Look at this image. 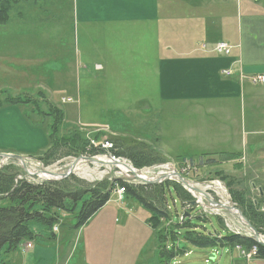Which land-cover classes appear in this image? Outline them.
<instances>
[{
  "label": "rangeland",
  "instance_id": "rangeland-1",
  "mask_svg": "<svg viewBox=\"0 0 264 264\" xmlns=\"http://www.w3.org/2000/svg\"><path fill=\"white\" fill-rule=\"evenodd\" d=\"M53 2L51 5L54 10L59 5L58 11L53 12L54 18L44 20L43 14H32L33 10H26L28 24L25 25L33 28L34 35L31 37L40 41L34 44V52L32 50L34 60L30 65L33 66L27 68L31 69L36 77L31 78L30 82L15 84L11 83L15 82L14 79L3 78L0 75V97L3 95L1 93H8L14 97L30 98L40 107L38 109L34 105H18L13 106V110H5L8 107L0 109V153L15 154L16 149H20L19 146L31 145L36 137L28 134L27 124L32 129L42 130L47 138L46 145L40 152L24 156L33 172L45 169L60 176L66 173L79 157L112 159L104 155L90 156L88 152L79 157H62L67 150L66 146L62 148L59 143H56L57 149L52 155L53 147L51 148L49 142V133L50 127L54 124V117L51 114L52 108H58L65 116L58 134L59 138L65 136L75 139V134L79 133L95 146L105 144L110 137L113 140L111 145L118 138L124 139V142L131 146L142 145L154 152V158L158 157L161 160L141 169L148 173V180L160 181L159 179L178 172L205 194V197L200 196L201 198L192 197L191 202L196 204L189 207L182 205L176 194L172 197L167 193L168 205H163L165 202L164 189L161 186L163 183L158 184L160 185L157 186L158 194L163 203L155 200L156 205H162L174 225L192 219V224L198 227L199 231L210 232L217 229L225 236L226 232L219 225L220 220L231 234L252 235L253 233L234 211L224 209L216 211L218 208H212L206 196L217 203L234 206L237 209L239 208L233 202L234 196H238L240 200L244 197L258 199L264 192V140L260 145L237 148L210 146L211 142L200 130L204 120L210 118L203 110L174 105L162 108L154 100L147 103L149 107L140 104L138 100L149 93V88L143 90L144 84L141 83L144 78V67L135 61L136 49H144L143 40L146 41L144 33L136 31L116 35L112 33L111 27H108L106 33L104 29L97 27L81 28L74 24L72 0ZM33 5L35 6L30 3V6ZM11 16L13 20L9 25L15 28L17 12H13ZM41 41L48 43L46 48L41 45L43 44ZM168 44L172 49L167 51L168 55L175 54L173 43L169 40ZM69 56L77 59L81 66V81L73 84V89L68 93L67 91L57 93L54 90L53 93L49 92L54 89V84L42 82L37 76V70H43L41 64L44 60L47 61L48 72L53 70L61 74V81L56 83L55 87L63 89V74L66 72L63 65ZM98 65L101 68H98ZM1 69L3 68L0 66ZM135 71L136 79L132 76ZM42 89L46 92L47 98L37 96L38 91ZM62 97L70 98L71 102L65 101L66 104H63V99L61 103ZM3 124H6L13 133L6 132ZM97 133H105L101 141L94 139ZM6 148L13 153L1 152L6 151ZM8 161H15L20 165L19 161ZM125 161L128 162L126 159ZM126 162L122 164L129 167ZM184 168H188L187 171H184ZM26 174L20 178H27L36 183L45 181L38 175ZM134 174L136 173L130 171L123 173L115 165L81 161L73 174L66 179L71 177L74 182L92 186L106 182L111 185V189L119 179L135 186L147 185L135 179ZM168 182L171 187L179 186L188 192L176 179ZM214 182H221L224 190H216L215 187L211 188L214 191L207 189V186ZM119 188L116 187L112 192L108 204L79 230L74 231L69 227L61 228V231L54 229L56 240L44 223L30 222L29 228L36 235V241L25 243L12 252L2 250L0 264H161V259L170 256L169 253L176 254L170 259L169 264H233V259L241 255L240 249L229 246L201 248L185 243L184 235L187 232L182 226L177 228L178 236L175 241L171 235L161 241L157 237V230L148 223L152 212L133 197L119 201ZM63 222L66 223V220ZM67 223L74 224L76 220ZM161 226L162 229L166 228L164 227L166 224ZM262 230L264 231V227ZM260 235L264 241V234ZM28 244H32L33 248H28ZM34 248L45 252L34 257L32 254ZM247 264H264V260L252 258Z\"/></svg>",
  "mask_w": 264,
  "mask_h": 264
},
{
  "label": "crops",
  "instance_id": "crops-1",
  "mask_svg": "<svg viewBox=\"0 0 264 264\" xmlns=\"http://www.w3.org/2000/svg\"><path fill=\"white\" fill-rule=\"evenodd\" d=\"M37 3L23 0L16 5L15 28L9 25L12 16L7 24L0 25V75L14 79L11 83H26L36 77L27 68L33 66L32 50L40 41L31 37L34 30L25 25L26 10L43 14L45 20L54 18L53 12L59 8L54 10L53 0ZM72 12L74 24L81 28L97 27L106 33L111 27L116 35L144 33V49H136L135 61L144 67L141 83L149 93L138 100L140 104L149 107L147 103L154 100L162 108L174 105L203 110L210 118L200 130L210 146L237 148L260 145L264 140V85L252 82L253 77L264 75V0H72ZM169 40L176 50L170 56ZM41 42L46 48L48 43ZM219 42L234 47L230 56L212 52ZM46 63L44 60L37 76L44 83L54 84L49 92L68 93L81 81V66L69 56L63 65V89H57L61 74L48 72ZM228 70L230 76L224 74ZM136 71L132 73L135 79ZM39 92L46 97L43 89ZM7 107L5 110H13V106ZM3 126L13 133L6 124ZM26 126L28 134L37 139L31 145L19 146L15 154L30 156L40 152L47 138L39 128ZM5 150L1 152L13 153ZM44 252L34 248L32 254L35 257ZM233 264H247V260L241 254Z\"/></svg>",
  "mask_w": 264,
  "mask_h": 264
},
{
  "label": "trees",
  "instance_id": "trees-1",
  "mask_svg": "<svg viewBox=\"0 0 264 264\" xmlns=\"http://www.w3.org/2000/svg\"><path fill=\"white\" fill-rule=\"evenodd\" d=\"M22 1L0 0V25H5L10 21L11 14L15 12L16 5ZM1 94L3 95L0 97V109L18 105H34L38 109L40 108L33 99L22 98L20 96L14 97L8 93ZM41 94L43 92H39L37 96L41 97ZM41 98L44 97L42 96ZM52 109L53 114L51 115L54 117V124L50 127L51 131L49 133V142L52 145L51 148L53 147L52 155L57 149L56 143H59L62 148L66 146L65 148L67 150L62 157H79L85 152H88L90 156L104 155L126 159L137 169L161 162L158 157L154 158V152L152 150L149 151L142 145L131 146L124 142L122 138L115 139L113 145H111V141H113L111 137L107 138L106 142L111 145L110 148H104L103 143L100 146L91 145L90 141L79 133L75 134V139L66 138L65 136L59 138L58 134L65 116L62 110L58 108ZM104 135L105 133H97L94 139L101 141ZM21 175L27 174L15 161L8 162V164L0 168V252L4 249L12 252L25 243L36 241V235L29 228V223L32 221L44 223L52 231L55 240L57 239L54 234L55 227H58L60 231L61 228L65 227H69L74 231L79 230L108 204L112 192L116 187H120L126 190L125 199L133 197L145 209L152 212L148 223L153 229L157 230V237L161 241L166 240L169 235L175 241L178 236L176 233L178 231L177 228L182 226L187 232L184 235L185 243L201 248L220 245L233 248L239 247L241 250H247L248 252L256 248L257 253L254 258L264 260V245L259 244L248 235L229 233L220 220L219 225L226 232L225 236L215 228L214 231L210 232L199 231L197 229L198 227L192 224V219H186L180 225H174L171 219H169V215L162 208V205H156L155 200L163 203V199L158 194L157 186L160 185L147 184L145 186H135L119 179L111 189V185L106 182L92 186L81 182H74L70 177L69 179L57 182L42 181L36 183L35 181L27 180V178H20ZM161 186L164 189L165 202L163 205L167 204V193H170L172 197L176 194L181 200L182 205L185 204L191 207L193 198L184 188L179 186L171 187L168 181L164 182ZM233 202L243 212V215L251 225L260 234H264L262 230L264 227V210H262L264 209V192L255 200L246 197L240 200L238 196H234ZM73 219L76 220V223H67V221L70 222ZM64 220H66V223L63 222ZM165 224L166 226L164 227H166V230L162 229L161 226ZM169 255L161 259V264H169L170 259L176 254L173 253L171 255L169 253Z\"/></svg>",
  "mask_w": 264,
  "mask_h": 264
},
{
  "label": "water",
  "instance_id": "water-1",
  "mask_svg": "<svg viewBox=\"0 0 264 264\" xmlns=\"http://www.w3.org/2000/svg\"><path fill=\"white\" fill-rule=\"evenodd\" d=\"M0 159L1 162L2 161H6V160H16L19 161V163L21 164L23 170L28 173L29 175H38L39 177L44 178L45 181H53V182H57V181H61L64 180L66 178H68L71 174H73V172L76 170L77 166L79 165V163L81 161H86V162H90V163H94V164H98V165H115V166H119L122 165V159H109V160H102L96 157H79L77 158L73 164L70 166V168L67 170L66 173H64L63 175H57L54 174L52 172H49L48 170H37L35 172H33L29 166L26 163L25 157L22 155H18V154H6V153H0ZM135 179L142 181L145 184L148 185H158V184H162L168 180H172V179H176L178 182H180L183 186L186 187V189L191 193V190L204 196L205 194H203V192L197 188H193L191 186V184L184 178L182 177L178 172L174 173V175H170V176H165L162 179H159L160 181H151L148 179H145L143 176H139V175H135L134 176ZM207 200L210 202V204L218 207L219 209H224V210H231V211H236V215H238L242 220L244 221V225L253 233L252 235H250L249 237L253 238L256 242H258L261 245H264V241H262L261 239V235L259 234V232L251 225V223L244 217L243 212L240 211L239 209H237L234 206H227L224 204H220L217 203L213 200H211L210 198H208L206 196ZM193 205L196 204V202L192 203ZM190 216V214L188 215ZM186 217V216H185Z\"/></svg>",
  "mask_w": 264,
  "mask_h": 264
},
{
  "label": "built area",
  "instance_id": "built-area-1",
  "mask_svg": "<svg viewBox=\"0 0 264 264\" xmlns=\"http://www.w3.org/2000/svg\"><path fill=\"white\" fill-rule=\"evenodd\" d=\"M233 50H234V47L233 46H231L230 44H228V43H225V42H219V43H217V44H215L214 46H213V49H212V52L213 53H215L216 55H220V56H230L231 54H232V52H233ZM224 74L226 75V76H230L231 75V71H224ZM252 82L254 83V84H262V85H264V75H258V76H255V77H253L252 78ZM64 102L65 101H68V102H71V99L69 98V99H64L63 100ZM103 146H104V148H107L108 146H110L109 145V143H105V144H103ZM107 146V147H106ZM111 158H113V159H116L117 160V158H115V157H111ZM122 161L125 163L126 161H125V159H122ZM130 161H128V162H126V163H128L129 164V167H130V173H136V174H140L141 176H143L145 179H148V173L146 172V170H139V169H136L134 166H132L130 163H129ZM1 166V165H0ZM187 169L188 168H184L183 170L184 171H187ZM184 171H182V172H184ZM136 174H134V175H136ZM183 174V173H182ZM127 183H129V182H127ZM131 184V183H130ZM212 187H215L216 188V190L217 189H220V190H224V188L222 187V184H221V182H214V184H209L208 186H207V189H210V190H212V191H214L213 189H211ZM216 192V191H215ZM125 193H126V190H125V188H119L118 189V196H119V201H123L124 199H125ZM55 231H58V227H55ZM28 248H33V245L32 244H28ZM240 249V248H239ZM253 249H255V250H252L251 252H246V251H242L241 249V253H242V255L246 258V260H250V259H252V258H254V256L256 255V253H257V250H256V248H253Z\"/></svg>",
  "mask_w": 264,
  "mask_h": 264
},
{
  "label": "bare ground",
  "instance_id": "bare-ground-1",
  "mask_svg": "<svg viewBox=\"0 0 264 264\" xmlns=\"http://www.w3.org/2000/svg\"><path fill=\"white\" fill-rule=\"evenodd\" d=\"M83 164V162H82ZM118 168L123 172L127 173L130 171L129 167H127L125 164L119 165ZM234 213L236 214V211L234 210ZM244 222V220H242Z\"/></svg>",
  "mask_w": 264,
  "mask_h": 264
}]
</instances>
